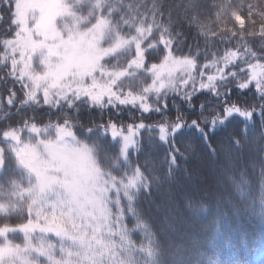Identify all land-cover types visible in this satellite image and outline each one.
<instances>
[{"label":"snow or ice","instance_id":"6c2138e0","mask_svg":"<svg viewBox=\"0 0 264 264\" xmlns=\"http://www.w3.org/2000/svg\"><path fill=\"white\" fill-rule=\"evenodd\" d=\"M207 2L186 4V18L206 45L216 42L217 50L200 60L199 52L177 48L178 33L158 0H0V65L21 93L8 90L0 181L24 205L22 222L0 225V264H137L144 246L126 221L144 171L140 164L129 171L128 161L148 127L143 117L170 111V95L201 111L216 98L213 120L203 126L179 115L157 126L174 162L176 140L190 135L188 129L203 139L254 120V112L264 115V108L233 102L246 90L264 100V51L246 39L259 38L264 49V6L252 0L213 5L217 30L206 31L198 21ZM217 41L226 46L220 50ZM73 137L91 147L97 163L109 161L103 180ZM9 156L26 185L10 174ZM11 214L0 204V215Z\"/></svg>","mask_w":264,"mask_h":264},{"label":"trees","instance_id":"16d2710c","mask_svg":"<svg viewBox=\"0 0 264 264\" xmlns=\"http://www.w3.org/2000/svg\"><path fill=\"white\" fill-rule=\"evenodd\" d=\"M158 2L165 13L164 19L171 16L180 52L190 51L194 55L199 52L198 59L203 60L206 51L217 50L213 48L216 42L206 45L198 28L189 23L187 0ZM238 2L208 0L202 5L203 16L198 23L204 25L206 31L217 30L218 22L211 15L213 5L228 7ZM252 2H261L264 6V0ZM256 26L259 27L258 18ZM246 39L257 51H264L259 38ZM235 43L233 40L232 44ZM217 45L220 50L226 46L218 41ZM0 55H3L2 50ZM7 71L0 65V97L3 98L0 125L9 123L4 118L9 111L8 90L15 91L17 97L21 95L20 85H13ZM230 86L235 87V84ZM169 101L170 111L143 117L148 127L140 133L136 149L129 154V171L137 164L144 171L140 189L133 194L134 213H130V220L126 221L127 227L136 233L133 240L144 246V255L137 257V264H264V115L256 116L254 112V120L230 126L220 133L207 132L203 139L188 129L190 135L176 140L173 162L172 149L158 138L157 126L169 123L178 115L187 120L198 118L203 126L213 120L219 105L215 97L208 99L203 111L198 107L194 109L191 103L179 97L170 95ZM233 102L256 111L264 108V100L252 90H246V94L236 93ZM35 111L39 119L40 110ZM215 119L219 120L218 113ZM215 127L221 125L217 123ZM97 164L107 171L109 161ZM7 167L13 179L28 183L10 156ZM0 204L12 211L10 216L0 215V225L23 221V202L12 197L7 181H0ZM15 239L19 242L21 236L17 234Z\"/></svg>","mask_w":264,"mask_h":264},{"label":"rangeland","instance_id":"374dc122","mask_svg":"<svg viewBox=\"0 0 264 264\" xmlns=\"http://www.w3.org/2000/svg\"><path fill=\"white\" fill-rule=\"evenodd\" d=\"M72 140H73L74 143H78L80 148H81V150H83L87 154L89 164L96 171V173L98 174L99 178L101 180H103V175L101 174V169L99 168V166L97 164V161H96L94 155L92 154V149L89 146L81 143L80 141H77L76 137H73Z\"/></svg>","mask_w":264,"mask_h":264}]
</instances>
